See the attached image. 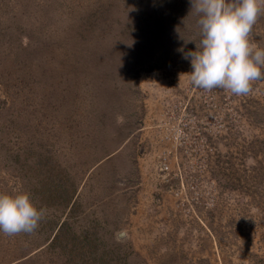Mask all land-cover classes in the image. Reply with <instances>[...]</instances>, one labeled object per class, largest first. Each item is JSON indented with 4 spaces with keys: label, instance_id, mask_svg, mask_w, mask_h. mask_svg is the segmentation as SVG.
Wrapping results in <instances>:
<instances>
[{
    "label": "rangeland",
    "instance_id": "obj_1",
    "mask_svg": "<svg viewBox=\"0 0 264 264\" xmlns=\"http://www.w3.org/2000/svg\"><path fill=\"white\" fill-rule=\"evenodd\" d=\"M198 19L190 0H0V193L46 210L0 233V264H74L63 223L89 261L264 264V80L192 86Z\"/></svg>",
    "mask_w": 264,
    "mask_h": 264
},
{
    "label": "clouds",
    "instance_id": "obj_2",
    "mask_svg": "<svg viewBox=\"0 0 264 264\" xmlns=\"http://www.w3.org/2000/svg\"><path fill=\"white\" fill-rule=\"evenodd\" d=\"M195 10L199 40L194 51L184 53L192 71L186 75L192 86L211 92L224 89L236 96L252 92V84L264 80V47L250 36L264 0H190ZM183 52V49H180ZM30 193H0V233L32 235L45 218Z\"/></svg>",
    "mask_w": 264,
    "mask_h": 264
},
{
    "label": "trees",
    "instance_id": "obj_3",
    "mask_svg": "<svg viewBox=\"0 0 264 264\" xmlns=\"http://www.w3.org/2000/svg\"><path fill=\"white\" fill-rule=\"evenodd\" d=\"M67 199H65L66 201ZM68 223H63L56 235L54 236L52 243H59L61 245V249L66 251L65 253L72 258L71 262H74V264H108L106 261H102L100 257H98V260L96 261H89L87 257L89 255H94L95 252L90 247L88 250H84L80 246V242L78 241V238L75 235H72V233L69 231ZM67 236H70L67 240ZM66 242V243H65ZM65 243V244H64Z\"/></svg>",
    "mask_w": 264,
    "mask_h": 264
},
{
    "label": "water",
    "instance_id": "obj_4",
    "mask_svg": "<svg viewBox=\"0 0 264 264\" xmlns=\"http://www.w3.org/2000/svg\"><path fill=\"white\" fill-rule=\"evenodd\" d=\"M125 235H126V233L125 232H121L120 234H119V238H124L125 237Z\"/></svg>",
    "mask_w": 264,
    "mask_h": 264
},
{
    "label": "built area",
    "instance_id": "obj_5",
    "mask_svg": "<svg viewBox=\"0 0 264 264\" xmlns=\"http://www.w3.org/2000/svg\"><path fill=\"white\" fill-rule=\"evenodd\" d=\"M169 168L167 167V166H165V168L164 169H162V172L163 171H166V170H168Z\"/></svg>",
    "mask_w": 264,
    "mask_h": 264
}]
</instances>
